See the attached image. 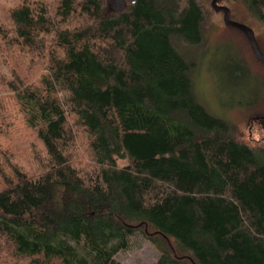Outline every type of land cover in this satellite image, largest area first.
I'll use <instances>...</instances> for the list:
<instances>
[{"label":"trees","instance_id":"16d2710c","mask_svg":"<svg viewBox=\"0 0 264 264\" xmlns=\"http://www.w3.org/2000/svg\"><path fill=\"white\" fill-rule=\"evenodd\" d=\"M234 1L264 25V0ZM205 19L0 0V264H123L139 232L155 264H264V145L198 101L181 48Z\"/></svg>","mask_w":264,"mask_h":264},{"label":"rangeland","instance_id":"374dc122","mask_svg":"<svg viewBox=\"0 0 264 264\" xmlns=\"http://www.w3.org/2000/svg\"><path fill=\"white\" fill-rule=\"evenodd\" d=\"M200 1L206 12L204 41L196 47L181 45L193 65L190 77L197 99L212 115L233 123L242 139L264 145V64L255 57L246 34L224 23V13L213 7V0ZM219 5L229 8L233 21L254 30L264 54V25L238 1L220 0ZM27 138L16 137L17 148L26 150L22 142ZM83 157L87 163L85 151ZM127 164V160L119 162ZM159 258V250L141 232L118 255L123 264H155Z\"/></svg>","mask_w":264,"mask_h":264},{"label":"water","instance_id":"95a60500","mask_svg":"<svg viewBox=\"0 0 264 264\" xmlns=\"http://www.w3.org/2000/svg\"><path fill=\"white\" fill-rule=\"evenodd\" d=\"M127 1L133 2L135 0H108L109 10L111 12H113V13H120V12L124 11L125 8H126V2ZM219 1L220 0H213V7L216 10L223 11V13H224V23L227 26L235 27V28L241 30V31H243L246 34V36L248 37V39L250 41V44L252 46V49H253L255 57L260 62H262L264 64V54H263V52L261 51V49L259 47V44H258L257 39L255 37L254 30L251 27H249V26H247L245 24H241V23L233 21L230 18V10H229V8L226 7V6L219 5Z\"/></svg>","mask_w":264,"mask_h":264}]
</instances>
